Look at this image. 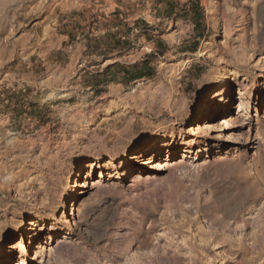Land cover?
<instances>
[{
  "label": "rangeland",
  "instance_id": "1",
  "mask_svg": "<svg viewBox=\"0 0 264 264\" xmlns=\"http://www.w3.org/2000/svg\"><path fill=\"white\" fill-rule=\"evenodd\" d=\"M22 262L264 264V0H0Z\"/></svg>",
  "mask_w": 264,
  "mask_h": 264
},
{
  "label": "trees",
  "instance_id": "2",
  "mask_svg": "<svg viewBox=\"0 0 264 264\" xmlns=\"http://www.w3.org/2000/svg\"><path fill=\"white\" fill-rule=\"evenodd\" d=\"M196 6H198L197 4H196ZM197 8V7H196ZM192 12H194V13H197V10L195 9V8H193V11ZM196 15V14H195ZM194 20H195V18H194ZM196 21V20H195ZM148 64L147 63H144L142 66H140L139 68H134L132 71L133 72H137L136 74H134L133 76H131V79H137V78H141V77H149V76H151V72H148L147 71V69H148ZM115 67H117V66H112V67H108L107 69H106V71L108 72V71H111L112 69H114ZM127 70V72L129 71L128 69H126Z\"/></svg>",
  "mask_w": 264,
  "mask_h": 264
},
{
  "label": "bare ground",
  "instance_id": "3",
  "mask_svg": "<svg viewBox=\"0 0 264 264\" xmlns=\"http://www.w3.org/2000/svg\"><path fill=\"white\" fill-rule=\"evenodd\" d=\"M222 90V89H221ZM222 92V91H221ZM188 145V147H191V146H193L194 145V142H193V140H190V141H188V142H185L183 145ZM154 148H157L158 149V147H155V145H154ZM139 158V157H138ZM82 164V163H81ZM91 168V167H90ZM75 181V180H74ZM70 186V185H69ZM77 186V185H76ZM156 190V189H155ZM64 207V206H63ZM20 245H18L17 244V246L16 247H14V248H16V250H18V249H20ZM22 264H24V262H22Z\"/></svg>",
  "mask_w": 264,
  "mask_h": 264
}]
</instances>
